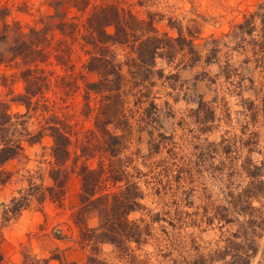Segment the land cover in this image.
I'll list each match as a JSON object with an SVG mask.
<instances>
[{
    "label": "rangeland",
    "instance_id": "obj_1",
    "mask_svg": "<svg viewBox=\"0 0 264 264\" xmlns=\"http://www.w3.org/2000/svg\"><path fill=\"white\" fill-rule=\"evenodd\" d=\"M58 1L0 0V106L5 102L11 112L25 114L22 120L28 128L44 133L41 143L27 149L26 158L7 167L35 172L42 166L46 168L42 174H47L52 166L50 118L61 127H69L72 137L71 174L63 203L48 201L43 208L33 205L4 227L0 248L5 262L0 264L31 263L52 256L56 258L50 264H83L89 254V248L79 242L76 223L82 204L79 171L83 164L97 168L101 159L108 163V158L98 152L95 157L74 159L83 145L91 149L99 146L98 112L88 117L84 109L87 101L98 108L102 98L91 93L88 99L86 94V83L99 79L97 73L84 68L89 55L81 35L88 13L77 10L70 0H63L57 10ZM103 1L115 3L140 19L154 20L160 33L176 37L179 29L193 43L175 48L170 63L157 59L156 68L163 69L165 76L178 74L177 90L170 81L155 78L154 91L140 105H135L132 94L125 97L124 113L132 130L118 157L126 161L127 179L138 181L144 192V209L133 212L130 219H144L150 235L141 245L131 244L130 256L113 245H105L101 255L115 264H223L215 259V252L231 233L241 231L246 218L229 213L235 220L220 222L215 211L227 205L230 190L248 183L246 161L258 162L264 156L263 51L258 46L253 50L250 35L245 36L243 46L233 38L239 25L253 15L254 35L258 37L264 0H91L89 11ZM71 21L78 24L75 36L60 29V23L67 22L64 26L68 30ZM33 28L40 30L38 36H32L35 51L16 53L17 41H29ZM126 53L120 51L119 58L125 60ZM153 100L161 109L159 122L155 129L147 125L141 128L137 117ZM255 110L259 115L254 122ZM110 128L114 129L113 125ZM252 136L258 144L256 151L249 152L244 143ZM160 139L163 142L158 147ZM136 168L141 170L140 177ZM24 185L0 187V204ZM108 188L114 189L111 185ZM255 205L264 213V199ZM86 219L92 226L99 220L95 213ZM57 231L62 238L56 237ZM255 241L264 243L263 231Z\"/></svg>",
    "mask_w": 264,
    "mask_h": 264
},
{
    "label": "trees",
    "instance_id": "obj_2",
    "mask_svg": "<svg viewBox=\"0 0 264 264\" xmlns=\"http://www.w3.org/2000/svg\"><path fill=\"white\" fill-rule=\"evenodd\" d=\"M63 2V0L57 2V10ZM70 2L77 10L88 13L83 23L84 32L81 35L82 44L87 47L89 55L84 68L99 75L96 82L86 83L87 98L89 99L91 93L102 98V105L98 108L87 101L84 109V114L88 117L92 116L93 112H98L95 115V126L101 132L102 139L99 146L91 149L83 145L74 161H78L81 157H95L98 152L101 157L106 155L108 158V163L105 159H101L97 168H90L85 164L80 167L82 204L76 220L79 225V242L83 247L89 248V254L83 264H115L101 255L105 245H113L123 254L130 256L131 244L141 245L150 235L149 224H144V219H130L133 212L144 209L145 205L141 202L144 192L140 189L138 181L127 179L126 161L118 157L132 130L129 117L124 113L125 97L132 94L136 98L135 105H140L142 99L149 97L154 91L155 78L170 81L172 88L177 90L178 74L165 76L163 69L156 68L157 59L162 58L170 63L175 48L182 47L185 42L190 45L193 42L186 40L179 29L176 37L169 35L168 32L160 33L154 20L140 19L115 3L103 1L101 4H95L92 11H89L91 0H70ZM255 18L254 15L250 16L240 24L233 39L243 46L245 36L250 35L249 43L253 50L255 51L257 46L262 48L264 56V20H262V31L256 37ZM66 23H60L61 31L75 36L78 24L74 21L69 22L67 30L64 26ZM170 26L174 27L172 24ZM39 34L40 30L33 28L30 40H18V45L13 50L16 53L18 51L24 53L23 49L35 51L36 43L32 36ZM125 50L126 59L121 60L120 51ZM21 101L31 109L26 100ZM202 103L203 101H199V104ZM0 107V187L12 183H25L23 187L14 189L0 204L1 236L4 227L33 205L43 208L48 201L63 203L66 184L71 174L68 163L72 159V137L67 130L69 127H61L60 122L50 118L48 127L53 138L52 166L47 174H42V170L46 169L42 166H39L35 172L29 169L24 171L23 168L9 169L7 165L10 162L26 158L27 149L41 143L44 133L41 130L31 131L26 121L22 120L25 114L11 112L7 103L2 102ZM250 109L253 111L254 106L251 105ZM159 112L161 109L158 104L154 100L151 101L148 106L140 110V116L137 117L138 126L143 128L147 125L155 129L159 122ZM258 115V110L252 112L254 122ZM111 125L114 129L110 128ZM255 135L256 133L253 134ZM253 136L244 143L249 152L256 151L254 147L258 144ZM225 140L226 138L222 142ZM162 142L163 139H160L156 146L159 147ZM244 170L248 177L246 186L239 190H236L237 188L230 190L227 205H220L215 211V218L220 222H233L235 218H230L229 213H236L246 218L241 223V231L231 233L225 238V245L215 252V259L223 261V264H264V243L255 241L259 231L264 232V213L260 206L255 205L256 201L261 202L264 199V156L258 162L249 158ZM136 172L137 177H140L141 170L136 168ZM109 185L114 189H109ZM91 213H95L99 218L98 223L93 226L89 225L86 219ZM55 234L57 238H62L60 231ZM163 255L167 256V254ZM52 258L56 257L52 256L42 261L38 259L31 263L25 260L22 264H50ZM4 262L5 256L0 248V263ZM61 262L64 264L63 261ZM175 263L180 264L178 261Z\"/></svg>",
    "mask_w": 264,
    "mask_h": 264
}]
</instances>
